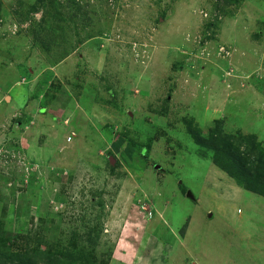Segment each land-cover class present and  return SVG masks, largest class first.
<instances>
[{
    "label": "rangeland",
    "instance_id": "1",
    "mask_svg": "<svg viewBox=\"0 0 264 264\" xmlns=\"http://www.w3.org/2000/svg\"><path fill=\"white\" fill-rule=\"evenodd\" d=\"M214 145L264 170V0H0V227L23 247L264 264V179Z\"/></svg>",
    "mask_w": 264,
    "mask_h": 264
},
{
    "label": "trees",
    "instance_id": "2",
    "mask_svg": "<svg viewBox=\"0 0 264 264\" xmlns=\"http://www.w3.org/2000/svg\"><path fill=\"white\" fill-rule=\"evenodd\" d=\"M140 148V151L145 149L144 146ZM214 148L215 162L231 176L247 181L257 178L264 179V170H259L258 166L243 171L241 169L242 165L236 160H229L232 159V157L227 155L229 149L220 145H214ZM144 156L148 157L147 153ZM261 179L260 181H262ZM20 237L27 238L28 235L23 236L21 233L16 234L12 231H5L0 227V264H78L70 252H64L58 249L57 242H46L47 247L44 249L40 248L42 246L41 242L43 241H40L33 248L29 245L23 247ZM107 263V259H102V264ZM90 264H94V262Z\"/></svg>",
    "mask_w": 264,
    "mask_h": 264
},
{
    "label": "water",
    "instance_id": "3",
    "mask_svg": "<svg viewBox=\"0 0 264 264\" xmlns=\"http://www.w3.org/2000/svg\"><path fill=\"white\" fill-rule=\"evenodd\" d=\"M187 195H188L189 197H191V198H193V197H194V195L192 194V192H191V191H188V192H187ZM210 216H211V213H210Z\"/></svg>",
    "mask_w": 264,
    "mask_h": 264
}]
</instances>
